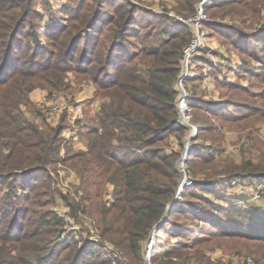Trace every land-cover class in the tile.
I'll list each match as a JSON object with an SVG mask.
<instances>
[{
  "label": "rangeland",
  "instance_id": "rangeland-1",
  "mask_svg": "<svg viewBox=\"0 0 264 264\" xmlns=\"http://www.w3.org/2000/svg\"><path fill=\"white\" fill-rule=\"evenodd\" d=\"M114 1L0 0V42L9 39L7 34L12 31V27H19L21 35L16 41L20 44L21 53H18L22 60L28 58L35 47L37 60L41 61L37 74L31 78L34 86L28 92L29 102L21 107L26 118L35 123L44 136L48 127L60 123L63 125L58 160L47 164L44 170L29 174V185L24 188V184H21L23 187L16 191V199L7 198L11 189L0 186V205L20 209L16 214H8L0 222V264H26L27 260L34 262L42 257L41 263L51 264L49 251L52 248L54 251L61 250L66 242L74 243L73 239H77L78 248L82 247V255L93 250L98 254L90 261L110 259L112 264H121L117 259L123 256L121 250L115 243L102 237L92 214L95 205H110L113 200V185L110 182L100 185L101 195L95 205L91 204V200H82L77 172L80 164L77 167L72 165L77 158L67 161L64 159L66 155L75 157L73 155L76 151L85 147V141L81 140L79 134L81 127L76 121L70 122L64 105L76 104V97L85 95L84 89H89L81 107L92 116L105 98L100 94L96 95L97 86L91 75L84 76L81 71L84 67L83 59H98L100 56L89 34H92L93 27H102L101 21L106 11L111 12L120 5L130 4L133 18L128 27L133 28L126 35H130L128 39L133 44L136 43V48L139 43L140 46L152 43L155 27L159 26L187 27L190 42L195 37V30L183 20L193 15L201 0L194 1L192 12H188L185 7L179 9L178 0ZM221 1L223 0L203 1V20L198 25L203 30V35L197 38L202 44L187 61L182 60L181 56V69L175 88L178 102L186 96V113L182 114L178 110V116L187 131L179 139L171 135L168 143L169 148L173 147L180 153L176 163L180 173L179 184L184 175L192 179L189 184L192 185L206 181L203 179L209 178L208 175L212 172L209 168L205 170L200 166L199 173L194 174V167L188 165L186 159L196 145L194 143L202 147L210 143L213 145L210 151L215 161L213 167L217 171L227 166H242L245 167L242 171L244 176L233 178L221 173L206 181L214 183L209 188L205 185L191 186L190 194L184 196L182 193L177 195V187L168 208L177 195L178 202L169 211L175 210L186 199L192 203L197 214H204L202 210L214 207L217 213L225 216L226 210L235 208L238 210L235 211L234 218L249 221L250 213H264V179L255 176L258 174L255 170H250L251 164L256 162L264 165V96L260 94L264 90V63L256 59V56L264 59V50L261 49L264 47V0H243L240 5L232 4L231 0H224L229 3L220 5ZM95 10L99 13V19L87 30L89 34H86L82 29L87 27L88 19ZM142 33H150L151 37L140 39L138 36ZM234 41H237L238 47ZM125 46L129 51L133 50L128 44ZM65 51L71 56L70 60L58 59L48 66L46 62L52 58V52L62 55ZM1 54H4L3 49L0 50ZM233 85L237 87L232 88ZM34 92H38L39 96L31 99ZM192 96L202 100L206 107L204 111L195 112L190 109L187 103ZM228 98L235 102L229 105H235L242 111L241 115L232 120L216 119L211 111L222 109L219 103ZM52 102H59L61 108L54 111ZM209 103L210 107L207 105ZM201 118L207 125L216 126L217 130L201 131L198 134L197 124ZM67 130L73 133L68 135ZM207 151L209 150L206 149L203 153ZM184 155L185 161L181 163L180 159ZM92 178L94 176H90V180ZM94 186L91 185L90 188L97 187ZM215 211V215H220ZM56 216L61 219L60 223H55ZM171 217V223L167 224L164 232H160V236L164 239V247L179 245L175 248L177 254L169 256L162 250L164 247L154 249L158 237L155 229H152L148 237L141 241L140 264H248L250 260L251 264H264V242L218 233L220 229H215L194 216ZM177 223L186 229L184 236L173 231L176 230ZM52 230L58 232L53 238L49 235ZM152 233V244L148 247ZM61 240H65V243L61 244ZM94 243L96 246H93ZM154 253H157L156 256ZM119 259L123 263L128 261L125 256Z\"/></svg>",
  "mask_w": 264,
  "mask_h": 264
},
{
  "label": "trees",
  "instance_id": "trees-1",
  "mask_svg": "<svg viewBox=\"0 0 264 264\" xmlns=\"http://www.w3.org/2000/svg\"><path fill=\"white\" fill-rule=\"evenodd\" d=\"M194 1L196 0H178V8L185 7L188 12H192ZM227 3L229 2L223 0L220 5ZM231 3L240 5L243 0H231ZM130 7V4H124L111 12L106 11L101 21L102 27H93L92 34H89L87 30L99 19V13L95 10L88 19L87 27L82 29L92 37V44L97 46L98 49L95 50H99L97 54L100 56L98 59H83L81 73L84 76L91 75L97 86L96 95L100 94L105 98L92 116L82 107V117L76 122L82 129L79 134L85 141V147L78 149L73 155L75 157L66 155L64 159L67 161L77 158L72 165L77 167L80 164L77 172L82 200H91V204L95 205L101 195L100 185L105 182L113 185V200L110 205H95L92 213L102 237L115 243L123 256L128 258L126 263L119 259L122 255L117 258L121 264H140L141 241L148 237L152 229H155L158 237L154 249L164 247L160 232H164L167 224L171 223L172 215L194 216L215 229H220L218 233L264 242V213H250L249 221L234 218L233 215L238 210L235 208L226 210L225 216L217 213L214 207L202 210L204 214H197L192 203L186 199L175 210L167 212L180 180V173L176 168L180 153L173 147L169 148L168 140L171 135L179 139L187 131V127L179 121L175 82L181 69L183 48L189 42L190 31L187 27H155L152 43L141 46L139 43L136 48V43L133 44L128 39L130 35H126L133 28L128 27L133 18ZM12 28L7 34L9 39L0 42V50L3 49L4 53L0 55V186L11 189L6 195L7 198L16 199V191L29 185V174L44 170L47 164L58 160L63 125L60 123L48 127L44 136L38 126L26 118L21 107L29 102L28 92L34 86L31 78L37 74L36 70L41 61L37 60L35 47L28 54V58L22 60L19 54L20 44L16 41L21 31L19 27ZM138 37L146 40L151 36L150 33H142ZM125 44L133 50L129 51ZM104 46L105 49H102ZM261 49L264 50V47ZM67 52L62 55L52 52L54 59L50 58L46 63L49 66L58 59L70 60L71 56ZM256 59L264 63V59L257 56ZM262 80L264 81V76ZM260 94L264 96V90ZM198 98L192 96L187 103L195 112L204 111L206 108ZM231 100H223L219 103L222 109L211 111V114L221 121L237 119L242 111L235 105H229L235 103ZM207 105L210 107L211 103ZM230 112L239 114L229 115ZM198 121V134L201 131L217 130L216 126L207 125L202 118ZM194 144L196 145L188 153L186 161L194 167V174L199 173L200 168H209L212 171L209 178L205 177L203 180H211L221 173L233 178L244 176L242 171L245 167L242 166H227L217 171L213 167L215 161L210 151L213 145L210 143L202 147L198 143ZM206 149L209 151L203 153ZM251 166L250 170L258 173L255 176L264 179V165L256 162ZM90 176L94 178L90 180ZM206 181L183 187L182 196L190 194L191 186L205 185L209 188V185L214 184ZM91 185L97 187L91 189ZM76 206L78 209V202ZM0 210V222L8 214L20 211L7 205H0ZM214 211L220 215H215ZM54 220L55 223L61 221L57 216ZM175 229L173 231L178 232L175 234L179 236L186 233L180 223H177ZM49 235L53 238L58 232L52 230ZM61 241V244L65 243V240ZM73 241L75 244H71L72 241L63 244L62 249L65 251H54V248L49 251L51 264H112L110 259L90 261L98 254L93 250L82 255L80 252L83 249L78 248L77 239ZM178 246L167 245L162 250L172 256L177 254L175 248ZM43 258L34 262L27 260L26 264H43Z\"/></svg>",
  "mask_w": 264,
  "mask_h": 264
},
{
  "label": "built area",
  "instance_id": "built-area-1",
  "mask_svg": "<svg viewBox=\"0 0 264 264\" xmlns=\"http://www.w3.org/2000/svg\"><path fill=\"white\" fill-rule=\"evenodd\" d=\"M203 1L204 0H201V2L199 3V5L196 8V11L193 13V15H191V16H189L183 20L184 22H188L189 24H191L193 26L192 28L195 30V37H193L190 40V42H188V44L183 48L182 60H184V61H187L189 59V57H191L192 54L195 52V50H197L202 44L197 38L203 35V30L199 29V27H198L199 23L203 20V15H202V3H203ZM179 80H181V78H179ZM88 91H89V89H84V92H86V94L82 95L81 99H84L85 97L88 96L87 95ZM185 99H186V96H183L179 100V102H177L178 103L177 108H178L179 112H181L182 114L186 113L185 110H187ZM80 102H81V100H78L76 102V104L64 105V108L66 109L67 117L69 118L70 122H75L76 120H78L79 118L82 117V107L80 105ZM37 104L41 105V103H37ZM47 105H49V104L47 103ZM60 105L61 104H59V102H56V103L52 102L51 107L54 111H56V110H59L61 108ZM71 133H73V132H71L70 130H67L68 135ZM183 161H185V155L180 159L181 163ZM182 170H183V168H182ZM191 183H192V179L189 178L188 176L184 175L179 186H178V190H179L178 194L181 193L183 187H185ZM153 234L154 233H152L151 237H149L148 244H147L148 247H150V245L152 244ZM248 264H251V260L248 261Z\"/></svg>",
  "mask_w": 264,
  "mask_h": 264
},
{
  "label": "crops",
  "instance_id": "crops-1",
  "mask_svg": "<svg viewBox=\"0 0 264 264\" xmlns=\"http://www.w3.org/2000/svg\"><path fill=\"white\" fill-rule=\"evenodd\" d=\"M39 96V94H38V92H34V94L32 93V95L30 96V98L31 99H33V98H36V97H38ZM43 96V95H42ZM41 96V97H42ZM41 97H39V98H41ZM81 95L80 96H78V97H76V100H81V102H80V105L82 104V102L85 100V98L84 99H81ZM38 99V98H37ZM60 104V103H59ZM60 107H61V105H60ZM56 119L54 118V121H55ZM82 141H83V139H81ZM81 143V142H80Z\"/></svg>",
  "mask_w": 264,
  "mask_h": 264
},
{
  "label": "water",
  "instance_id": "water-1",
  "mask_svg": "<svg viewBox=\"0 0 264 264\" xmlns=\"http://www.w3.org/2000/svg\"><path fill=\"white\" fill-rule=\"evenodd\" d=\"M195 131H196V129H194V132H195ZM190 137H193V136L190 135ZM190 137H189V138H190ZM178 193H179V190L177 191V194H178ZM178 196H179V194H178ZM178 196L176 195V197L174 198V200H173L171 206L168 208V211L174 207V205H175L176 202H178ZM168 211H167V212H168ZM167 212H166V213H167Z\"/></svg>",
  "mask_w": 264,
  "mask_h": 264
}]
</instances>
